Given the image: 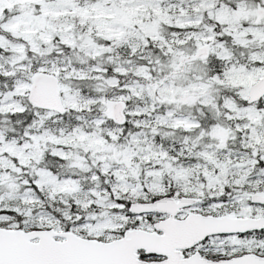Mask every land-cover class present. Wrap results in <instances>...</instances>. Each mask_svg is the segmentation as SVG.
I'll return each instance as SVG.
<instances>
[{"label": "snow or ice", "instance_id": "obj_1", "mask_svg": "<svg viewBox=\"0 0 264 264\" xmlns=\"http://www.w3.org/2000/svg\"><path fill=\"white\" fill-rule=\"evenodd\" d=\"M0 264H264V0H0Z\"/></svg>", "mask_w": 264, "mask_h": 264}]
</instances>
